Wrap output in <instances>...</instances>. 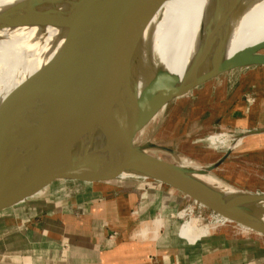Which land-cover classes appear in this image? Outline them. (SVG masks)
Listing matches in <instances>:
<instances>
[{
  "label": "water",
  "instance_id": "1",
  "mask_svg": "<svg viewBox=\"0 0 264 264\" xmlns=\"http://www.w3.org/2000/svg\"><path fill=\"white\" fill-rule=\"evenodd\" d=\"M150 1L158 5L164 0H140L129 27L120 34L112 23L102 34L94 31L106 0L53 1L39 25L67 29L65 43L50 63L0 105V214L57 183L134 178L157 182L264 236V191L219 187L197 176L213 174L230 157L231 148L212 164L189 167L154 153L177 156L171 141H139L175 99L226 72L264 66V40L225 55V44L214 47L208 36L183 78L171 73L154 95L148 87L140 93L138 87L76 88L131 57L139 46ZM90 37L94 44L87 43Z\"/></svg>",
  "mask_w": 264,
  "mask_h": 264
},
{
  "label": "crops",
  "instance_id": "2",
  "mask_svg": "<svg viewBox=\"0 0 264 264\" xmlns=\"http://www.w3.org/2000/svg\"><path fill=\"white\" fill-rule=\"evenodd\" d=\"M256 71L240 82L251 79L241 85L258 90L253 109L264 115V69ZM231 116L251 117L240 106ZM183 202L144 179L59 183L0 214V264H264V236L223 227L197 240L183 238L176 216ZM158 218L157 237L141 240L139 233Z\"/></svg>",
  "mask_w": 264,
  "mask_h": 264
},
{
  "label": "bare ground",
  "instance_id": "3",
  "mask_svg": "<svg viewBox=\"0 0 264 264\" xmlns=\"http://www.w3.org/2000/svg\"><path fill=\"white\" fill-rule=\"evenodd\" d=\"M53 1L0 0V105L38 70L50 63L65 43L67 29L39 25ZM139 1L106 0L97 14L100 24L94 31L102 34L104 28L113 24L117 34H120L125 27H129V20L133 19ZM107 9L108 13L105 12ZM146 12V25L142 29V35L156 44L147 46L148 51L144 53L134 52L136 60L133 63L139 69H136V76H133L140 77L138 83L132 81L135 80L132 79L133 76L130 77L132 72L128 74L132 64L131 57L130 60L123 61L126 63L123 72L122 69L116 70V73L101 71L76 88L81 91L92 87H138L140 93L144 87H148L152 89L150 95H154L171 73L183 78L192 65L196 51L204 46L208 36L214 47L222 42L225 44V55L264 40V0H164L158 5L150 1ZM228 16L230 19L226 22ZM199 20L195 37L193 34ZM223 22L226 24L218 30ZM101 38L102 36L99 37ZM93 42V37H90L87 43L94 44ZM86 59L83 58V62ZM143 70L148 74L144 78L141 75ZM217 137L215 135L214 139ZM182 163L189 167H199L192 161ZM197 176L219 187L225 186L211 174ZM196 222L192 218L180 225V235L183 238H193ZM153 223L156 227H161L163 221L156 219ZM221 225L223 224L210 230H216ZM241 229L249 230L242 226Z\"/></svg>",
  "mask_w": 264,
  "mask_h": 264
},
{
  "label": "rangeland",
  "instance_id": "4",
  "mask_svg": "<svg viewBox=\"0 0 264 264\" xmlns=\"http://www.w3.org/2000/svg\"><path fill=\"white\" fill-rule=\"evenodd\" d=\"M199 23L200 20L194 30L193 35L195 37ZM141 38L136 51H143L142 53H144L150 44H156L143 35ZM133 54L131 55L132 58L130 57L132 64H130V72H128V74L132 72L130 77L136 76L134 72L139 69L133 63L136 60L134 57L136 55ZM124 60L113 65L114 67L106 68L102 73H116V70L121 71V69L123 72L126 64L123 63ZM260 69H264V67L240 68L226 72L175 99L139 135V141L142 142L147 138H151L153 141H171L170 147L179 151L177 156L159 150L154 151V153L171 161H192L201 166L217 161L231 148L230 157L211 175L223 184L234 188L247 191H264V115H262V111L253 109L258 90L249 87L243 88L241 85L242 82L245 83V80L251 81V79L244 77L240 82L241 76L243 77L247 72H257L256 70ZM145 74L143 70L141 74L143 78L148 76ZM134 76L132 79L135 80L132 81L138 83L140 77H136V79ZM226 97H229L230 100L222 108L218 102L223 101ZM233 100L235 102L232 103ZM241 100L245 102L242 103ZM239 106L244 109L247 108L251 117H232V110ZM173 110L175 111L173 112ZM204 111H209L212 116L209 117V112L207 113L208 116L205 115ZM222 117L223 119H221ZM215 135H218L216 139H214ZM57 185L59 183L53 186ZM216 215L206 208L201 209L197 203L187 198H184L182 208L176 214L181 220L180 225L188 219L197 220L194 236L191 239L185 238L187 240L197 239L204 232H210L211 228H217L224 221L220 228L233 227L235 231L255 234L250 230L241 229L240 225L219 215L218 217L223 218V222H216L214 219ZM215 222L217 226H214ZM152 224L150 228H144L139 233L141 240L149 239L151 234L153 238L157 237L162 224L161 227L157 226L158 228L154 223Z\"/></svg>",
  "mask_w": 264,
  "mask_h": 264
},
{
  "label": "built area",
  "instance_id": "5",
  "mask_svg": "<svg viewBox=\"0 0 264 264\" xmlns=\"http://www.w3.org/2000/svg\"><path fill=\"white\" fill-rule=\"evenodd\" d=\"M201 209H205L203 206H201V205H199V204H197ZM216 215V214H215ZM214 219H216V222H219V223H221V222H223V221H220V220H222L220 217H218V215H216V216H214ZM215 222V223H216ZM214 223V224H215ZM221 224H223V223H221ZM213 231V230H212ZM114 237V235H111V238H113ZM197 240V239H196Z\"/></svg>",
  "mask_w": 264,
  "mask_h": 264
}]
</instances>
